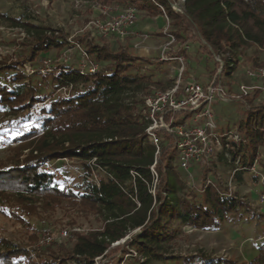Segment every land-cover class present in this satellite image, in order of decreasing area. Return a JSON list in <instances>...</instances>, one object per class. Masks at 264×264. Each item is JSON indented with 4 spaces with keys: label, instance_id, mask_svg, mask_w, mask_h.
<instances>
[{
    "label": "trees",
    "instance_id": "1",
    "mask_svg": "<svg viewBox=\"0 0 264 264\" xmlns=\"http://www.w3.org/2000/svg\"><path fill=\"white\" fill-rule=\"evenodd\" d=\"M91 1L115 3L119 9L134 7L143 16L164 18L158 32L163 34L170 26L177 44L172 54L185 58L184 80L199 65V56L213 61L212 68L206 65L208 76L199 78L203 84L220 66L216 54L224 61L222 78H231L246 60L251 66L264 67V60L249 53L252 47L264 48V0ZM174 1L183 3L185 11L176 10ZM0 17L22 27L30 40L26 58L12 63L0 59V112L11 117L2 122L5 128L0 135L13 133L9 143H19L8 145L7 153L0 155V213L28 228L53 225L52 219L62 213L66 218L70 215L68 225L87 226V230L73 231L60 244L32 252L25 242L0 236V264H95L113 242L125 237L124 250L138 253L131 259L133 264H152L153 260L163 264H244L201 249L189 255L176 252L186 227L220 229L243 221L252 208L238 191H230L217 178L216 185L206 183L211 167L204 164L202 185H190L182 176L179 151L169 133H159L162 146L156 153L147 132L145 96L172 87L174 81L142 72L147 63L143 57L99 44L87 49L94 63L101 64L93 72L73 63H59L48 74H28L25 61L65 48L67 38L30 14L0 13ZM193 39L203 41L207 53L198 46L195 54L184 47ZM69 86L68 94L57 92ZM263 93V88H255L244 96L250 107H245L237 129L242 140L238 143L224 137V151L216 159L224 161L239 184L249 172L260 179L252 168H264L260 156L264 101L257 100L263 99ZM39 102L42 107L36 108ZM189 117L186 113L177 121ZM229 155L240 156L239 163ZM64 158L76 163L77 175L68 173ZM54 160L60 161L62 179L44 168ZM154 164L157 177L151 168ZM249 264H264V241Z\"/></svg>",
    "mask_w": 264,
    "mask_h": 264
},
{
    "label": "rangeland",
    "instance_id": "2",
    "mask_svg": "<svg viewBox=\"0 0 264 264\" xmlns=\"http://www.w3.org/2000/svg\"><path fill=\"white\" fill-rule=\"evenodd\" d=\"M179 8L181 9L182 6H179ZM121 10L123 9H119L115 3L100 5L91 0H0V13H7L10 16L30 14L37 20L57 29L58 32L60 31L67 38L68 43L65 48L52 49L41 54L33 61H25L27 66L41 67L45 56L52 58L54 66L59 63H73L78 66L86 63V65L90 66L95 60L92 59L93 57H91L90 53L85 55L83 51L88 52L87 49L91 44H99L105 45L112 51L126 50L143 57L147 60V63L141 67L142 72L149 73L155 79L160 78L165 82L175 81L179 63L171 58H168L169 60L160 59L161 47L165 42L169 41L170 37L168 34H171L170 26L163 29L168 34H160L158 32L162 31L161 26L165 23L164 18L143 16L137 11L136 18L128 25L127 33L124 36H120L117 33L102 35L95 24H93L96 20L108 21ZM12 27L15 26L0 17V59L5 63L19 61L26 58L29 54V45H26L30 41L29 38L24 37L20 32L12 30ZM145 33L150 36L147 41L143 40ZM196 43L193 39V42L184 43L183 45L193 54L199 48L207 53L203 41L197 40ZM176 45V41H174L170 47L175 48ZM249 53L264 60V48L252 47ZM199 59L200 63L195 68V71H190L189 80L195 79L199 81L201 77L206 78L208 76L206 65L213 67V61L208 62L204 56H199ZM218 68L216 67V71ZM255 68L251 66L249 60H246L231 78L223 76L222 82L229 83L227 86L224 84L228 95H238L241 84L250 86V91L255 88L264 89V79L249 75V72ZM262 97L263 99L259 97L257 100L264 101V96ZM210 106L221 131L228 129H232L234 132L237 131L241 118L245 117V103L238 100H221L216 96ZM9 119H11L10 116L6 117L3 112H0V130L4 131L5 126L2 125V122ZM13 130L14 134L18 133V129ZM18 144L6 143L0 146V155L7 153L8 145L15 146ZM260 151L261 159L264 160V146L260 148ZM63 161L66 162L70 175L78 174L76 163L73 160L64 158ZM216 161V166L213 165V162L210 166L204 164L206 167H211L209 177L206 178L205 182L207 183L211 180L210 183L214 185L220 182L224 187L231 188V191H238L239 197L249 203L252 211L248 213V217L243 221L228 223L220 229L205 230L186 227V234L179 240L176 252L181 255H189L201 249L207 254L226 256L236 259L240 263L249 264L257 252L258 245L264 241V203L261 202V195L264 193V180L262 178L254 179L249 172L245 174V182L239 184L233 178V171L228 170L224 161ZM53 162H56V160ZM202 167L203 164H194L190 171H183L182 176L190 185L200 187L203 182ZM256 167L261 174H264V170H261L264 169L263 167ZM216 178L219 180L218 182L214 180ZM67 216L70 217L69 214ZM68 217L66 218L62 213L52 219L53 225H33L28 228L14 219V217L0 213V236L9 237L17 242H25L27 249L31 252L45 249L65 241L73 231L87 230L86 225H68ZM79 221H83V219H79ZM84 223L86 222L84 221ZM50 238L51 240H49ZM123 246V244L113 246L95 264H124L123 254L125 250H123ZM152 264L163 263L153 260ZM166 264L177 263L171 261Z\"/></svg>",
    "mask_w": 264,
    "mask_h": 264
},
{
    "label": "built area",
    "instance_id": "3",
    "mask_svg": "<svg viewBox=\"0 0 264 264\" xmlns=\"http://www.w3.org/2000/svg\"><path fill=\"white\" fill-rule=\"evenodd\" d=\"M182 6L180 9H176L177 5H174L176 10L181 11L184 7L183 3H177ZM136 8L127 7L121 10L117 15L113 16L108 21L96 20L93 22L100 34L108 35L109 33H117L120 36H124L127 33V27L136 18ZM12 30L20 32L24 37H27L26 31L22 27H12ZM165 33H167L165 31ZM168 34V33H167ZM170 39L162 45L161 60H167L168 58L176 60L179 66L176 70V79L172 87L159 90L152 94L145 96V105L147 106V118L149 120V126L147 132L152 139V142L156 145V153L158 154L162 142L160 132L169 133L175 141V144L179 151L180 167L183 171H190L194 164H206L208 166L218 158L219 151H224V137L226 139H233L236 142H241V137L237 131L232 129L221 131L218 128L215 114L211 108V102L217 96L221 100L232 101L238 100L245 103L246 107L250 105L244 98L250 92V86L241 84L239 89L240 93L236 96H230L225 91L224 84L222 82V69L224 61L217 55L215 58L220 62V66L213 78L206 84L195 79L184 80L185 58L183 54L173 55L170 45L175 41L173 34H168ZM150 36L145 33L144 39L147 41ZM1 50V46H0ZM85 55H88L86 51H83ZM168 59V60H169ZM43 65L41 67H31L26 64V71L28 74H36L40 71L41 74H48L53 69V60L49 56H45L43 59ZM83 69H87L91 72L99 68V64L93 63L88 66L86 63L81 66ZM251 77H257L264 79V67H256L253 71L249 72ZM72 86L61 87L57 89V92L68 94ZM44 91L48 90L47 85H43ZM42 103H38L36 108H41ZM190 113L185 122H178L179 114ZM194 115V116H193ZM12 141L10 134L0 135V146L5 145ZM229 143L226 146L229 148ZM232 160L236 159L239 163L240 156H230ZM59 161L48 162L44 168L48 171L55 173L57 178L62 179L63 174L58 166ZM152 165V171L157 177L158 174ZM252 171L260 176L264 180V174L257 170L254 166ZM211 180H209V183ZM231 191V190H230ZM261 202L264 203V193L261 195ZM66 232V231H65ZM67 233V232H66ZM49 238V237H48ZM128 237L112 243V246L124 245ZM51 240V238L49 239ZM124 250V249H123ZM107 253V251H106ZM105 253V254H106ZM101 255L96 258V262L99 258L104 257ZM124 264H133L131 259L138 256V253L134 249H130L123 254ZM142 260H144L142 258Z\"/></svg>",
    "mask_w": 264,
    "mask_h": 264
},
{
    "label": "water",
    "instance_id": "4",
    "mask_svg": "<svg viewBox=\"0 0 264 264\" xmlns=\"http://www.w3.org/2000/svg\"><path fill=\"white\" fill-rule=\"evenodd\" d=\"M173 6L176 5V2L174 1L173 3ZM177 7V6H176ZM176 9H179L178 7ZM185 11V7H183V9L181 10V12H184ZM217 56V54L215 55V57Z\"/></svg>",
    "mask_w": 264,
    "mask_h": 264
},
{
    "label": "crops",
    "instance_id": "5",
    "mask_svg": "<svg viewBox=\"0 0 264 264\" xmlns=\"http://www.w3.org/2000/svg\"><path fill=\"white\" fill-rule=\"evenodd\" d=\"M247 174V173H246Z\"/></svg>",
    "mask_w": 264,
    "mask_h": 264
}]
</instances>
